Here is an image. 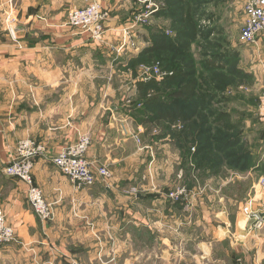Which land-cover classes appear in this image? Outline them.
Masks as SVG:
<instances>
[{
    "label": "crops",
    "instance_id": "obj_1",
    "mask_svg": "<svg viewBox=\"0 0 264 264\" xmlns=\"http://www.w3.org/2000/svg\"><path fill=\"white\" fill-rule=\"evenodd\" d=\"M123 1L0 0V15L4 17L0 18V209L6 215V223L15 230L14 241L0 248V264L59 263L62 256L52 251L55 242L64 236L86 243L80 247L79 254L69 255L66 262L74 257L79 260L78 255H82L84 260L95 264H238L239 260L241 264H264V228L249 232L240 215L232 219L223 208L214 211L211 200L205 202L190 188L188 196L173 202L166 195L171 188L163 186L166 193L157 191L161 182L158 178L151 182L132 179L133 166L138 163V172L144 173L145 168L154 171L155 166L162 169L169 164H181L184 154H181L180 146L172 145L167 134L157 142L155 139L154 146L145 145V137L151 133L152 126L145 120L151 112H146L143 107L126 106L124 90L113 88L111 77H107L116 68L110 48L89 40L75 28L63 26L68 11L84 8L92 2L100 3L111 10V14L113 12V18L105 25V36L115 42L116 26L124 21L117 17L125 11ZM163 1L166 2L144 0L146 5L160 6L148 29L153 31L157 28L155 23L162 24L157 34H165L175 44L184 35H179L180 29L166 27L168 22L172 23L170 16L175 17V14L163 7ZM196 1L191 0V7ZM224 2L226 0H207L210 4L207 11L212 14L199 18L198 22V18H192L195 35L188 39L204 38L221 45L212 46V52L200 54L197 50V55L190 53V56L201 62L212 75L232 73L244 77L247 72L255 73L259 64L253 60L249 67H243L244 51L234 54L233 50H228L238 46L245 0L228 3L226 7H236V10H226L216 18L212 9L216 4L225 6ZM202 20H207L210 25L203 27ZM2 21L6 23L4 28H1ZM13 26L22 28L24 34L21 32L16 36ZM261 43L264 44V37L257 47ZM164 47H159L165 55H161V61L166 70L172 71L163 63H167L169 49L168 45ZM181 54L184 55V51L173 49L175 57ZM236 58L238 67L233 64ZM182 68L177 66L180 73L175 79L184 83L187 78L181 77L185 73ZM97 71H105L106 78H99ZM151 83L136 85L143 91V87L149 88ZM202 96L195 94L191 98V117L195 114L193 109L201 106L213 109L228 104V93ZM172 100L179 98L159 100L163 114L174 111L178 115L175 105L179 106V101L173 105ZM199 113L197 110L189 122L176 119L175 125L169 127L166 119L159 123L168 127L167 130H181L183 125L193 123ZM226 114L223 112L222 115ZM212 126L214 128L209 132L218 128ZM152 127L155 134L157 129ZM82 137L89 139L86 157L95 166H106L110 172L108 185L98 183L90 188H78L49 160L77 144ZM21 140H30L44 149V153L34 160L32 180L46 201L53 205L51 221L41 222L27 202L25 184L3 173ZM174 148L179 151L174 150L172 154ZM189 148L192 147L184 150L185 153L188 151L187 164ZM153 151L161 153L160 162L152 159ZM134 171L136 173V168ZM179 179L180 183L188 182L187 170ZM139 182L147 188L143 193L131 196L128 189ZM243 230L246 234L242 236Z\"/></svg>",
    "mask_w": 264,
    "mask_h": 264
},
{
    "label": "rangeland",
    "instance_id": "obj_2",
    "mask_svg": "<svg viewBox=\"0 0 264 264\" xmlns=\"http://www.w3.org/2000/svg\"><path fill=\"white\" fill-rule=\"evenodd\" d=\"M232 1L234 0H226L227 3L224 2L225 6L216 4L217 6L212 9L215 17L220 18L222 12L226 10L234 12L236 7H226ZM123 2L126 3V7H123L125 11H122V14L120 13L117 17L124 18V21L116 26V33L114 35L116 38L114 40L115 42L111 41V39L109 41V37L107 39L104 33L99 43L102 47L110 48L111 54H114L113 58H111L112 63L116 65L117 69H113L107 77H111L110 79L114 89L124 90L125 93L123 94L126 95V101L130 100L128 106H134L140 103L141 108L143 107L145 110L155 113L159 105L158 101L166 99V97L163 98L166 92H172L180 86L184 87L188 85L190 87L191 82L194 80L199 85L197 87L193 86V91L198 96L203 93H207V96L212 94L222 96L224 93H228V104L226 103L225 107L215 106L213 109L205 108V110L199 108L200 113L193 120V123L187 124L186 126L183 125L181 130H167L166 128L169 127L168 123L166 125L168 127L164 124L157 123L154 126L157 131L154 134L152 131L153 127H151V133L148 132V135L145 137V145L150 148L155 145V139L157 142L167 134L172 140L174 147L178 148L180 146L181 154H184V162L181 164L177 162L176 165L169 164L165 168L162 166V169L155 166L154 171H151V168H145L144 173L141 170L138 172V163L135 167L133 166L132 179L136 182L138 180L148 179L151 182L152 179L158 178V182L159 180L161 182L159 183L160 189L158 188L157 191L161 190L162 192L166 190L163 186H168V189L181 187L186 191L185 195L188 196V191L191 189V191H196L199 196H202L201 198L205 202L206 199L211 200L213 203L210 201V205L212 206L214 204V211H220L223 208L232 219L236 215H240L241 217L242 206L249 199H254V210L262 212L264 223V203L262 202V199L264 200V191H262V194H260V191H256L258 180L264 177V44L261 43L257 47L259 40L256 44L243 45L238 40L237 45L239 47L236 46L235 49H233L234 47H230L228 50L229 52L233 50L234 54H237V51H244L241 65L243 67H249L252 61L255 60L254 62L259 64V69L255 73L251 74L247 72L248 75L244 77H242L243 75L240 76L239 74L232 73H225V75L223 73L219 75L214 73L212 75L213 73L208 72L201 62L191 58V56L197 55V50H200V54L208 51L212 52V46L217 48L216 45L221 44L216 42V44H212L204 38L191 41L188 40L190 39L188 36L185 37L183 34L184 37L180 38V42H175V45L172 44L173 46L167 49V63H163L171 70L177 66H183L184 68L182 69L188 75L187 81L184 83L176 79H172V81L170 80L171 78H168V80L165 79L162 83L150 81V83L153 82L150 87H143L142 91L141 87L139 89L136 85L138 83L140 85L146 84V82H141L140 79L141 68H151L152 65H156L161 61V55L163 56V52L158 50L161 41L158 39L160 35L157 34L158 28L162 24L155 23L157 28L153 31L148 29L149 23L153 21L154 14L145 16L144 9L153 7L149 4L146 5L144 0H124ZM163 4V7L175 14V17L170 16L172 23L168 22L166 26L171 29L186 30V27L180 23V18H184L185 14L179 17V11L181 10L183 12L188 6L190 8L191 18H198L197 22L199 18H207V15L212 14L207 11V9H210V4L207 3V0H197L195 6L192 5V7L191 0H166ZM106 9L109 10L108 8ZM1 13L3 12L1 11ZM0 18L4 17L0 15ZM110 18H113V12L111 14V10H109V20ZM176 18L178 19L176 20ZM2 23L1 28H4L6 23L4 21ZM197 30L200 31L198 26ZM236 31L238 32V29ZM146 48L151 53L146 52V54ZM175 48H179L182 52L184 51V55L181 54V56L175 57L173 55V49ZM229 54L231 55V53ZM193 57L195 58L196 56ZM236 59L233 64H237L238 67V58ZM247 69L249 70V68ZM97 75L99 78H106L105 71H100ZM254 78H256L255 82L253 81ZM189 81L191 82L189 83ZM151 98L155 99L153 105L146 104ZM188 105L190 108L191 102ZM211 110H214L215 113H212ZM223 112L225 114L227 113L224 124L231 127V130L226 129V127L224 129H220L219 127L213 132H209L210 135L208 133L205 134V138L199 137L197 139L198 132L196 133L195 131H199V128L206 131L214 128L209 122H212L214 117H217L218 114H223ZM234 138H236L233 142L235 146L228 145V142L234 140ZM224 144H226V148L223 147L225 150L220 147L222 145L224 146ZM199 145H205L209 148L203 151L202 157L196 159L197 167L194 166L191 168L190 164L186 162L188 155L184 150L186 147H197ZM177 148L172 150L176 151ZM213 148L214 150H211ZM172 150L171 153L174 154L175 151L173 152ZM160 154L159 151H153L155 157L152 156V159H157L156 162H160L162 159ZM151 163L153 164L154 160ZM135 168L136 173L134 171ZM186 170L190 179L188 182L180 183V174L183 176ZM136 184L134 187L128 189L131 196L137 192L143 193L147 188L144 183L139 182ZM152 190L155 191V187ZM166 192L164 193L167 195L169 191ZM107 237L111 238L110 235ZM78 241L79 238L76 241H72L71 238H65V236L57 240L52 252L62 257L58 260L59 263L56 261L57 263L55 264H95L94 261L89 262L84 260L85 256L82 255H78L79 260L73 256L74 258L71 261L66 262L69 255L79 254L80 247L86 244L85 242L81 244ZM81 241H83V238ZM87 242H89V239H87ZM87 252L91 253L90 250ZM65 255L67 256L65 257Z\"/></svg>",
    "mask_w": 264,
    "mask_h": 264
},
{
    "label": "built area",
    "instance_id": "obj_3",
    "mask_svg": "<svg viewBox=\"0 0 264 264\" xmlns=\"http://www.w3.org/2000/svg\"><path fill=\"white\" fill-rule=\"evenodd\" d=\"M153 8L144 9L145 16L154 14L159 10V5L151 4ZM138 16V15H137ZM243 24L239 33V41L243 45L256 44L264 37V0H245L243 6ZM140 18V17H137ZM109 20V10L100 3L92 2L84 8L73 9L67 12L64 27L75 28L86 34L89 40L100 42L105 33V25ZM210 23L202 20V26L208 27ZM168 34V33H166ZM172 76V72L164 70L159 63L151 68H141V82L162 81ZM126 106L130 104L127 100ZM141 109V104L128 106ZM89 146L88 137H82L80 141L67 149L51 156L49 160L59 171L78 188H90L98 183L108 185L111 174L106 166H95L86 157ZM195 152V147L190 149ZM44 153V149L30 140H21L17 143L13 156L5 165L3 173L25 184L26 198L35 216L41 222L51 221L54 217L53 205L48 203L42 191L34 186L32 171L34 160ZM191 168L194 167L192 158H189ZM257 190L264 191V177L257 184ZM256 190V191H257ZM255 191V192H256ZM186 191L181 187H175L169 191L167 197L174 202H179L185 196ZM254 199H249L241 209V217L248 225L249 232H257L264 227L262 212L254 210ZM15 239V230L6 223V215L0 209V248L12 243ZM238 264H241L240 260Z\"/></svg>",
    "mask_w": 264,
    "mask_h": 264
},
{
    "label": "trees",
    "instance_id": "obj_4",
    "mask_svg": "<svg viewBox=\"0 0 264 264\" xmlns=\"http://www.w3.org/2000/svg\"><path fill=\"white\" fill-rule=\"evenodd\" d=\"M179 13L180 14H182V15H184L185 14V16H184V18H180V23L183 25V26H185L186 27V30L184 31V30H181L180 32H178L179 33V35H181V34H184V35H188V37L191 35V36H194L195 35V23H194V21H193V19L191 18V12H190V8H189V6L186 8V10L184 9L183 10V12L180 10L179 11ZM160 36H158V39L161 41V44H160V47H164V45H168L169 47H171V46H173L172 44H173V41H171V40H168V38H166V36H165V34H159ZM185 37H187V36H185ZM175 45V44H174ZM165 48V47H164ZM155 50V49H154ZM159 50V49H158ZM146 52L148 53L149 51L146 49ZM145 52V53H146ZM159 63V65L164 69V70H166L164 67H163V64H162V61H159L158 62ZM180 69V68H179ZM179 69L177 70V67L176 68H174V70H172V71H170V72H172V76H170V77H168V78H171L170 80H174L176 77H177V74H179L180 72H179ZM169 71V70H168ZM181 77L182 78H187L188 77V75L186 74V73H184V74H182L181 75ZM168 78H166L167 80H168ZM188 79V78H187ZM172 80V81H173ZM187 81V80H186ZM191 81H189V83H190ZM149 83V82H148ZM196 83V80H194L193 82H191V85H190V87L188 86V85H185L184 87L183 86H180V87H178L176 90H174V91H169V92H166V94H165V96L164 97H166V98H171V99H175V98H179V100H172V102H173V105H175L176 104V102H178L179 101V106L178 105H175L176 107H178V115H176L175 114V112L173 111V113H169L168 115H165V114H163L164 113V108L163 107H161V106H159L158 105V108H157V111H155V113H152L151 112V114H150V116H148L147 115V117H146V120H145V122H147V124L148 125H152V126H155L157 123H159L162 119H166V122L168 123V125L169 126H173V125H175L174 123H175V120L176 121H181V122H189V121H192V120H190L191 118L193 119V117L196 115V111L198 110V109H193L194 111H195V114H194V116L193 117H191L190 115H191V111H192V109H191V106H190V108H189V105H188V103H190L191 102V98L195 95V93H194V91H193V86L194 87H197V86H199L198 84L196 85L195 84ZM188 84V83H187ZM195 84V85H194ZM146 85H148V84H146ZM167 91V90H166ZM205 95H207V93H203V96L202 97H204L205 98ZM181 99H183V100H181ZM155 101V99H153V98H151L150 100H148L147 102H146V104H152L153 105V102ZM159 102V101H158ZM208 103V102H207ZM159 104H160V102H159ZM161 105H163V103H161ZM199 106H201V104L199 105ZM153 107H156V106H153ZM171 108V107H170ZM201 108H202V110L205 108V106H201ZM145 110V109H144ZM200 110V109H199ZM146 112H147V110H146ZM163 112V113H162ZM184 116V117H182V115ZM225 116H223L222 114L221 115H219V116H217V117H215V118H213V121L212 122H209V124L210 125H217L218 126V128L220 127V129H224L225 127H226V129H229V130H231V127H228V126H226L225 124ZM151 126V127H152ZM222 127V128H221ZM198 133H197V132ZM195 132L198 134V138L197 139H199V137H202V138H205V134H209V130H201L200 128H199V131L198 130H196ZM210 135V134H209ZM207 138V137H206ZM235 139L236 138H234V140H230L229 142H228V145H230V146H235L234 144H233V142L235 141ZM225 145L226 144H224V146L222 145V146H220L221 148H226L225 147ZM195 148H196V152L192 155V157H191V153H190V155H189V158H192V160H193V163H194V166L195 167H197V164H196V159L197 158H199V157H202V154H203V151H205V149H208L209 147L208 146H195ZM223 148V149H224ZM190 149V148H189ZM211 150H214V148L213 149H211ZM188 152V151H187ZM187 155H188V153H186ZM189 158H188V162H189Z\"/></svg>",
    "mask_w": 264,
    "mask_h": 264
},
{
    "label": "water",
    "instance_id": "obj_5",
    "mask_svg": "<svg viewBox=\"0 0 264 264\" xmlns=\"http://www.w3.org/2000/svg\"><path fill=\"white\" fill-rule=\"evenodd\" d=\"M13 30H14V34H15L16 36H18L19 33L23 32V29H22V28H17V29H16V26H13ZM23 34H24V32H23ZM240 234L243 236V235L246 234V232L243 230Z\"/></svg>",
    "mask_w": 264,
    "mask_h": 264
}]
</instances>
